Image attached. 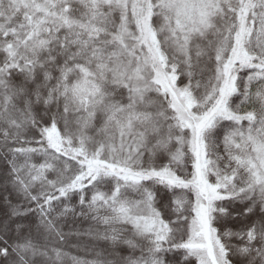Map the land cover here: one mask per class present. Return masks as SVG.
I'll return each instance as SVG.
<instances>
[{"label":"snow or ice","instance_id":"snow-or-ice-1","mask_svg":"<svg viewBox=\"0 0 264 264\" xmlns=\"http://www.w3.org/2000/svg\"><path fill=\"white\" fill-rule=\"evenodd\" d=\"M0 264H264V0H0Z\"/></svg>","mask_w":264,"mask_h":264},{"label":"trees","instance_id":"trees-1","mask_svg":"<svg viewBox=\"0 0 264 264\" xmlns=\"http://www.w3.org/2000/svg\"><path fill=\"white\" fill-rule=\"evenodd\" d=\"M74 254V253H73ZM81 255H83V254H81Z\"/></svg>","mask_w":264,"mask_h":264}]
</instances>
